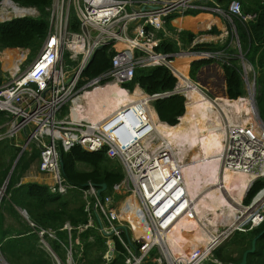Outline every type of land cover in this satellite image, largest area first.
Returning a JSON list of instances; mask_svg holds the SVG:
<instances>
[{"label": "built area", "instance_id": "built-area-1", "mask_svg": "<svg viewBox=\"0 0 264 264\" xmlns=\"http://www.w3.org/2000/svg\"><path fill=\"white\" fill-rule=\"evenodd\" d=\"M6 1L12 3L13 8L6 9V18L0 22L40 17L37 9L20 7L12 0H3L0 8ZM16 9L26 12L17 14ZM191 10L221 18L238 51H241V44L236 20L249 24L257 17L244 14L238 1H232L225 10L215 0H53L47 8L49 34L36 58L24 67L29 50H18L21 57L18 69L10 82L0 86V112L6 113L9 119L4 126L6 132L0 134V141L15 142L23 135L26 148L35 146L40 151V172L51 180L52 194L67 196L74 189L64 178L60 161L61 153H68L75 146L90 153L106 152L109 159L122 165L125 174L121 184L111 191L107 189L102 195L98 194V186L92 183L80 190L88 222L78 227L67 222L59 230L41 228L20 209L55 264H85V247L80 235L90 229L95 230L107 246L102 264H112L118 253L123 255L124 264H202L204 258L191 261L172 251L170 235L193 233L202 225L194 205L197 199L195 202L191 199L182 171L171 168L175 157L166 153L165 147L155 149L156 130L146 114L148 107H153L158 99L186 96L181 79L172 66L180 56L195 55L208 61L230 59L222 52L194 51L197 45L205 43V35L197 34L188 49L181 45L182 30L175 28L174 20L168 18L172 15L182 17ZM74 17L79 25L78 32L71 30ZM169 24L175 31L168 29ZM210 37L215 40L218 36ZM163 41H176L179 53H159L157 49ZM119 45L125 47L120 49ZM106 47L115 52L111 69L95 78L85 77L93 54ZM5 52H0L2 63L6 62ZM158 66L167 67L177 78V86L172 92L151 96L139 87L134 93L124 88L133 81L137 69ZM243 72L253 101L256 80L251 84L245 79L248 72ZM189 82L205 93L201 84L191 79ZM208 82L212 89L222 93L223 83L214 78ZM113 83L129 96L140 90L145 98L129 103L101 122L88 120L85 115L84 118L73 117L72 107L79 98ZM66 107L69 113L63 115ZM250 117V120L227 129L223 164L225 168H235L246 176L260 179L264 178V124L257 118L254 108ZM263 192L264 189L259 194ZM263 210L258 211L261 218L258 223L252 221L251 229L264 223ZM187 218L195 222L194 226H184ZM60 233L67 234L66 241L61 239ZM48 240L56 241L63 254L52 250V255ZM90 241H94L93 238ZM3 261L0 244V262Z\"/></svg>", "mask_w": 264, "mask_h": 264}, {"label": "trees", "instance_id": "trees-1", "mask_svg": "<svg viewBox=\"0 0 264 264\" xmlns=\"http://www.w3.org/2000/svg\"><path fill=\"white\" fill-rule=\"evenodd\" d=\"M3 0H0V3ZM15 4L23 8H35L40 12V17H24L13 19L8 22H0V52L8 49H22L29 50L31 56L29 62L36 58L37 54L42 49L48 34H49V13L47 8L51 7L53 0H12ZM216 4L223 9L228 10L232 1L240 2L244 14L256 15V21L249 24L241 23L236 20V27L239 40L242 48V55L257 74V89L256 100L260 116L264 122V0H215ZM209 6H214L209 3ZM202 15H199L201 14ZM196 19L177 20L176 26L182 29H191L198 31V29L207 28L212 21V17L203 14L201 10H191L186 16H198ZM178 15H172L168 19L175 20L179 18ZM201 23V25H198ZM168 29L175 31V28L168 25ZM71 30L73 32L79 31V25L74 17L72 19ZM212 34H218L217 28H213ZM197 38L195 34L188 31H183L180 34V41L184 43V47H189ZM109 47L100 49L91 63L89 68L85 71L84 76L88 78H95L101 74L109 71L112 67V59L115 55L114 51H110ZM225 46L204 44L197 45L194 51H211L216 52L224 50ZM162 54H177L180 51L176 41H163L157 49ZM230 55L233 56L228 61L226 60H202L194 62L191 67L190 76L192 80H196L198 72L207 65L212 63H220L226 78L227 95L230 100H240L246 97L247 90L243 80V68L241 60L236 56L239 54L238 50L232 48L229 50ZM195 57L189 59L181 58L174 61L172 66L176 70L181 79V87L190 98V104L193 120L194 135L198 133L199 125L204 117H214L217 113L212 106L210 108H201L198 103H195L196 97L210 100L205 93L194 87L189 82L187 64L193 62ZM1 65V63H0ZM6 83L2 73H0V86ZM178 80L175 78L170 70L165 66H158L153 68H139L136 70L134 79L131 83L124 86L125 89L133 91L139 87L147 95L163 94L172 92L177 86ZM115 84H110L112 91ZM141 92L140 90H138ZM142 93V92H141ZM143 94V93H142ZM117 93V98L120 96ZM144 95V94H143ZM145 96V95H144ZM116 103H120L117 100ZM219 98H223L219 96ZM218 98V99H219ZM226 99V98H225ZM228 100V99H227ZM102 101V100H100ZM212 101V100H211ZM186 107L188 98L182 95H173L169 98L158 99L153 103L154 111L158 114V119L161 123L169 127H174L179 124V119L186 114ZM188 105V106H187ZM98 111L95 110L93 114ZM69 113V108L66 107L63 115ZM9 119L6 113L0 112V134L6 132V123ZM199 143L197 141L196 148ZM33 153L24 152L22 157L14 169L9 182L6 187V194L0 206V244L1 253L4 260L8 264H55L51 254L44 249L36 232L19 217V223L22 230L8 232L4 230L3 210L6 206L18 207L28 213L30 220L37 226L45 229L59 230L65 223L69 222L72 226L78 227L88 222L87 216L84 212V202L82 198L81 189L86 184L92 183L96 186L106 184L111 191L114 186L121 184L125 178L123 167L120 163L109 159L106 152L90 153L80 146H75L68 153H61V159L64 163V178L72 189L67 196H60L52 194L49 186L38 183L21 184L30 166L40 159V152L34 146ZM22 152L20 147H17L13 141L5 139L0 142V189L5 186L11 169ZM31 156H30V155ZM80 165H85L89 170H81ZM252 184V183H251ZM250 183L246 182L244 177H233L228 182H225L223 189L229 198L235 199L238 207L241 210H257L260 208L262 194L256 199V205L253 209L243 208L240 202L244 195H247ZM264 189V179L259 180L252 188L247 198L244 201L245 205H251L255 197ZM237 197V199L235 198ZM246 197V196H245ZM195 222H188L184 226H194ZM203 230V227L200 228ZM264 231V223L258 228L247 232H236L231 241L237 244V250L242 253L238 260H232V257H227L223 253L225 249H218L214 257L216 260L222 261L221 264H239L242 261L243 255L246 251L252 248V242ZM194 233V232H193ZM61 239L67 240L66 233H60ZM75 236H77L75 232ZM81 241L84 243L85 264H102V257L107 250L105 241L93 229L86 231L80 235ZM93 238L94 241H90ZM50 248L57 254H63L62 248L54 240H48ZM231 245V244H230ZM119 251L121 248L119 247ZM214 253V252H213ZM63 258V257H62ZM112 264H124V257L118 253L117 259ZM205 264H215L214 262H207ZM248 264H264V235L257 242V249L254 254L249 255Z\"/></svg>", "mask_w": 264, "mask_h": 264}, {"label": "bare ground", "instance_id": "bare-ground-1", "mask_svg": "<svg viewBox=\"0 0 264 264\" xmlns=\"http://www.w3.org/2000/svg\"><path fill=\"white\" fill-rule=\"evenodd\" d=\"M3 8H5V11L2 10ZM8 8L12 9L13 6H12V3H9V1H6L4 2L3 7L0 8V19L5 18L6 12H7L6 9ZM25 12L26 11L24 10L16 9L17 14H23ZM188 12L189 11L185 12V15ZM203 13H205V11H203ZM124 47H125L124 45H119L120 49ZM4 56H5V61H6L5 64L7 65L5 66V69L11 70L14 73L18 69V62L21 61L19 51L18 50H6V52L4 53ZM190 57H195L193 62L200 60L199 57L195 55H189V54L182 55L181 58L189 59ZM193 62H190V63H193ZM114 90L116 92L112 91L111 87L108 85L107 87L98 88L94 90L93 92L90 93L91 96H88V93L85 94L83 97L79 98L75 102L74 106L72 107L74 109L73 117L76 118L77 115L83 117V115H85L88 118V120H91L94 122H101L103 120H106L110 116L116 114L119 110H122L125 106H127L126 104L125 106L121 105V103L124 102L123 98L126 99L128 103H131L133 101L136 102V100H140V99H136L135 97H132L131 95L129 96L127 93H123L125 91H123L122 88H120L116 84L114 85ZM186 92H189V91L186 90ZM117 93H120L121 94L120 97H123V98H122V102L118 104V107L116 109H114L113 107H110L111 109H108L107 112L104 113V110L102 108L101 110H97L98 112L96 114H93L94 110L92 111V108L95 107L96 105L103 106V103L101 102H106L107 104L112 106L117 98ZM136 93L141 94L140 92H136ZM242 100L243 99L236 100V101H229L225 98L224 99L219 98V99L211 101L208 99H203L202 97H196L195 103H199L200 101L207 102L209 103L207 106H211V102H220L222 105L223 113L225 114L226 117L221 115L216 118H210L208 122L203 124V128H202L203 131L206 132L208 135L215 134V139L219 141L217 142L218 145L222 146V144L225 143L224 140H225L226 132L228 129L227 125L228 123L232 124V120L228 122L229 119H232L233 117L232 115L239 116L240 114H242L241 112L243 111V113L246 112V116H247L249 109H251V111L253 110L252 104L250 103L251 106H249V103L247 100H245L244 107H243V105L240 104ZM188 102H190L189 97H188ZM85 105L87 106V109L83 113ZM192 105L193 103L189 105L190 107L187 105L188 107H186L185 117L180 118L179 119V121H181L179 122L180 124L174 127H169L166 124L161 123L152 107H148L146 111V112H149L148 120L152 122V125L156 130L155 134L165 142L166 153L169 152L172 156L175 157V161H173V163L171 164V168L180 169L182 172H183L182 167L185 170L187 169L185 164L182 165L180 160H182L184 156L186 155V150L188 147V132H189V127L191 129L190 119H191V114H192V111H191ZM133 106L137 108V105H133ZM242 107L243 109H241ZM220 150H223V148ZM222 154L223 153H219L215 155L217 156V155H222ZM200 167L202 170L201 172H200ZM195 170H196L197 176L200 178L199 180L200 184H202L204 178L208 176L220 175L222 173V170L224 171V174L222 175L223 176L222 186L224 185L225 182H228L233 177H238V176L244 177L246 182L250 184L253 183V181L256 179L253 176H246L240 173L235 168H231V169L225 168L223 164V157H222V161L220 157H217L204 164H201L200 166H199V162H197ZM218 182H220L219 179H218ZM211 184L212 183H208L207 185H209L210 187ZM217 188L220 191H218ZM187 190H188V193L191 199L194 201V196L192 194V191H190L188 187H187ZM207 190L208 192H211L209 196L213 194L216 198L211 207L212 211L209 210L210 208L208 207L209 204H207V206H203L202 204V205L196 206V212L198 213L199 216L200 215L203 216L204 224L209 223L208 226H211V230L213 231V234L212 235L210 233L209 234L212 236V238H214V241L212 242L210 247H206V244H204L203 234L201 230H197L196 232L188 236H184L185 232H178V233H174L169 236L173 253L183 256L185 258H188L191 261L195 259L196 261H198L199 259H202L204 256H207L220 243L221 240L223 241L224 239L229 238V237H226L228 236V234H226L227 232L225 234L219 235L218 231L216 230L218 224L221 222L222 219L225 218V220L229 221V223L227 224L228 228H234V227L236 228L237 226L238 227H242L244 225L246 226L250 221L258 223L259 219L261 218V217L259 218V215H258L259 214L258 211L260 209L258 211L256 210H241L240 211V209L239 210L235 209L232 206L233 200L229 198L227 195H225V193L219 187H213V188L210 187V188H207ZM194 192L200 193V188L198 187L195 188ZM198 200L199 202H201L200 197ZM196 204H198V202H196ZM262 204H264V202L261 201L260 205ZM263 207L264 206H261V209H263ZM209 217H211L212 219ZM225 220H222V221H225ZM188 222H192V221L189 220V218H187L186 220H184V225ZM172 237L174 238L172 239ZM204 247L205 249H203Z\"/></svg>", "mask_w": 264, "mask_h": 264}, {"label": "rangeland", "instance_id": "rangeland-1", "mask_svg": "<svg viewBox=\"0 0 264 264\" xmlns=\"http://www.w3.org/2000/svg\"><path fill=\"white\" fill-rule=\"evenodd\" d=\"M2 10H4L5 11V8H3ZM6 18V17H5ZM4 19V18H3ZM2 19H0V21H1ZM177 27V26H176ZM177 28H179V27H177ZM182 29V28H181ZM182 30H190V29H182ZM195 32H197V31H195ZM200 36V35H199ZM231 48H234V45H232V47ZM27 52V51H26ZM239 52V54L242 56V60H241V66H242V68H243V71L244 70H246V72H248V75L247 76H245V79L248 81V82H250L251 84H253V81L254 80H256V83H257V76H256V74H255V72H254V70L250 67V65L248 64V63H246V61H245V59H244V57H243V53H242V48H241V51H238ZM29 54H30V52H29ZM38 55V54H37ZM30 56H31V54L29 55V57H28V60L26 61V63L24 64V67H27L34 59H32L30 62H29V58H30ZM182 56H180L178 59H176L175 60V62L177 61V60H179L180 58H181ZM28 62V63H27ZM1 63V65H0V73H2V75H3V77H4V79L6 80V83L7 82H10L11 81V78H12V74H13V72L11 71V70H6L5 69V66H7L5 63H2V62H0ZM216 63H212V64H210V65H207V66H205V69H207V70H205L204 71V74H207L208 76H209V74H217L218 73V75L219 76H221L220 75V72H221V70L220 69H222L221 68V65H219L218 63V67H214L216 70H211L210 69V67L209 66H213V65H215ZM191 63H189V64H187V70H188V75H189V77H190V79L192 80V78H191V76H190V72H191ZM190 67V68H189ZM208 67V68H207ZM23 68V67H22ZM220 68V69H219ZM218 70H220V71H218ZM223 74V73H222ZM243 77H244V75H243ZM243 80H244V78H243ZM192 81H194V82H197V80H192ZM202 81H204V80H202ZM206 85H202V87L204 88L203 90L205 91V94L207 95V97L210 99V100H216V99H218L219 98V96H222L223 97V94L222 93H219V92H216V91H214L210 86H209V84H207L206 82H204ZM114 92H116V91H114ZM133 93L135 92V89L132 91ZM137 92H139L138 90H137ZM123 93H126V92H123ZM141 93V92H140ZM142 94V93H141ZM141 94H139V93H136V94H134V95H132V97H135L136 99H144L145 98V96L143 95H141ZM186 95V97L188 98L189 96L187 95V94H185ZM88 96H91V94L90 93H88ZM122 98L123 97H118L117 98V100H120V102H122ZM190 99V98H189ZM224 99V98H223ZM241 99H243L241 102H240V104H242L243 105V107H244V103H245V100H247L248 101V103H249V101H250V103L252 104V106H253V108H254V104H253V101L251 100V98L249 97V92H247V95H246V97H244V98H241ZM240 99V100H241ZM123 100H124V102H122L121 103V105H124L125 106V104L126 105H128L129 103H128V101L126 100V99H124L123 98ZM229 101H231V100H229ZM232 101H236V100H232ZM101 103H103V106H100V105H96L95 107H91L92 108V111L94 110H101L102 108H103V110H104V113H106L107 112V110L106 109H111L110 107H113L114 109H116L117 107H118V104L116 103V101L114 102V104L111 106V105H109V104H107L106 102H101ZM190 102H188V104H189ZM249 103V106H251V104ZM192 104V103H191ZM209 103H207V102H199L198 103V105L201 107H208V108H210L211 106L214 108V109H216V111H217V113H216V115L214 116V117H208V116H206V117H204L203 118V120L201 121V123H200V125H199V130H198V133L196 134V135H194V132H193V120H192V114H191V121H190V126H191V129H190V127H189V132H188V147H187V150H186V155L184 156V158L182 159V160H180V162L182 163V165L183 164H185V166L187 167V169L185 170V169H183V167H182V170H183V172H182V174H183V178H184V180H185V183H186V186L189 188V190L190 191H192V194H193V196H194V201H195V199H197L196 200V202H198V204H195V209H196V206H199V205H202L203 204V206H207V204H209L208 205V207H210L209 208V210L210 211H212V209H211V207H212V204L214 203V201H215V196L212 194L211 196H209L210 195V193L211 192H208V190H207V188H213V187H219L224 193H225V191H224V189H223V186H222V183H223V174H224V171L222 170V173L220 174V175H217V176H208V177H206V178H204V180H203V183L202 184H200V182H199V180H200V178L197 176V174H196V163L197 162H199V166L201 165V164H204V163H206V162H208V161H210V160H212V159H214V158H217V157H220L221 158V161H222V157H223V154L222 155H215V154H219V153H224V144H222V146H220V145H218V143L217 142H219V141H217L216 139H215V134H213V135H208L206 132H204L203 131V124L204 123H206V122H208L209 120H210V118H216V117H218V116H221V115H223L224 117H226L225 116V114L223 113V109H222V105H221V103L220 102H211V106H207ZM87 105V104H86ZM85 105V107H84V110H83V113L85 112V110L87 109V106ZM190 107V106H189ZM201 107V108H202ZM243 107L241 108V109H243ZM93 111V112H94ZM252 111H251V109H249V111H248V113H247V116H246V112H244L243 113V111L241 112L242 114H240L239 116H237V115H232L233 117H232V119H229V121L228 122H230V120H232V124L231 123H228V125H227V128L229 129V128H231L233 125H238V124H241V122H243V121H246V120H250L251 118H250V113H251ZM146 114L148 115V118H149V112H146ZM76 116V115H75ZM185 117V116H184ZM190 117V116H189ZM237 120H236V119ZM246 119V120H245ZM234 120V121H233ZM179 122H181V121H179ZM180 124V123H179ZM224 125H225V123H224ZM207 131V130H206ZM156 138H157V140H156V143L154 144V146L156 147L155 149H159V148H162V147H165V142L161 139V138H159L157 135H156ZM197 141H198V143H199V146H198V148H196V143H197ZM15 145H17V146H19L22 150L24 149V151H23V154H24V152H28V153H30V154H32L33 153V150L31 149V148H26L25 147V144H26V141H25V137L23 136V135H21V136H19L17 139H16V141L15 142H13ZM162 146V147H161ZM223 148V150H220V149H222ZM40 152V151H39ZM29 154V155H30ZM173 154V153H172ZM20 155V154H19ZM31 156V155H30ZM19 157V156H18ZM18 157H17V159H18ZM214 157V158H213ZM16 159V160H17ZM16 162V161H15ZM116 162H118V161H116ZM119 163V162H118ZM15 164V163H14ZM14 166V165H13ZM13 168V167H12ZM16 168V167H15ZM79 168L81 169V170H89V168L87 167V166H85V165H80L79 166ZM202 170H201V167H200V172H201ZM41 176H42V179L43 178H45L44 180H42V179H40L41 178ZM37 178H39V179H37ZM47 179V180H46ZM218 179L220 180V182H218ZM261 179H264V178H260L259 180H261ZM31 181V182H33V181H35V182H37V181H39V182H42V184L43 185H47V186H49L50 184H51V180H49L48 178H47V176H44L43 174H41V172H40V160H37V161H35L31 166H30V169L27 171V173L25 174V176H24V178L22 179V181H21V184H22V182L23 183H25L26 184V182H28V181ZM258 180V181H259ZM50 182V183H49ZM49 183V184H48ZM208 183H212L211 184V186L209 187V185H207ZM6 187H7V182H6V184H5V186L4 187H2L1 189H0V206H1V203H2V200H3V198L5 197V194H6ZM200 188V193L199 192H194V189L195 188ZM217 190L218 191H220L218 188H217ZM225 195H227L226 193H225ZM245 196L246 195H244V197H243V199L241 200V202H240V206L242 207V209L243 208H250L251 206H252V204L256 201V199L258 198V197H260L261 195L260 194H258L256 197H255V199L252 201V203H251V205H245L244 204V201H245V199L247 198H245ZM199 197L201 198V202H199ZM235 198L237 199V197L235 196ZM232 199V198H231ZM233 200V204H232V206L235 208V209H240V211H241V208H239V207H237V203L235 202V199H232ZM261 201L262 202H264V192L262 193V199H261ZM217 205H219V204H217ZM214 206V205H213ZM261 206H264V204H262V205H260V208L259 209H261ZM259 209H257L256 211H258ZM264 209V208H263ZM263 209H261V210H263ZM264 211V210H263ZM262 212V211H261ZM206 213V212H205ZM212 217V216H211ZM211 217H209V218H211ZM199 220L201 221V228L203 227V230H201V232H202V234H203V240H204V244H206V247H210V245L212 244V242L214 241V238H212V234H213V231L211 230V226H208V224L209 223H207V224H204L203 223V216L202 215H200L199 217ZM213 218V217H212ZM211 218V219H212ZM222 220H225V218L224 219H222ZM221 220V222L218 224V226H217V231H218V234L219 235H222V234H225L226 232V234H228V236H226V237H229V238H227V239H224L222 242L220 241V243L211 251V253H209L207 256H204L203 258H204V260L202 261V264H205V263H209L210 261L211 262H214L215 264H221V262L222 261H220V260H216V258L214 257V254H215V252L218 250V249H221V248H223V249H225V252L223 253L225 256H227V257H232V260H238L239 258H240V256L242 255V253L240 252V251H238L237 250V244H233V243H231V241H232V239H233V237L235 236L234 234L236 233V232H239V233H244V232H247V231H250V230H253V229H251V227H252V222H249L246 226L244 225V226H242V227H234V228H228L227 227V224L229 223V221L228 220H225V221H222ZM197 222L199 223V221L197 220ZM211 235H210V234ZM230 233V234H229ZM192 233H185L184 234V236H188V235H191ZM225 237V238H226ZM174 237H172V239H173ZM231 244V245H230ZM203 249H205V247L203 248ZM202 249V250H203ZM155 252V251H154ZM214 252V253H213ZM2 258H3V256H2ZM202 258V259H203ZM3 260H4V258H3Z\"/></svg>", "mask_w": 264, "mask_h": 264}, {"label": "crops", "instance_id": "crops-1", "mask_svg": "<svg viewBox=\"0 0 264 264\" xmlns=\"http://www.w3.org/2000/svg\"><path fill=\"white\" fill-rule=\"evenodd\" d=\"M203 14H205V13H203ZM199 15H202V14H199ZM199 15L198 16H195V17H193V16H182V17H179V18H177L176 20H174V22H173V24H174V27L175 28H177L176 27V25H175V23L177 22V20H183V19H187V18H191V19H196V18H198L199 17ZM206 15H209L210 17H212V21L210 22V24H209V26L207 27V28H204V29H198V31L197 32H195V31H193V30H182L181 28H179V29H181L182 30V32L183 31H188V32H192L193 34H195L196 36H197V34H199L200 36L201 35H205L204 37H203V39H205V43L204 44H212V45H220V46H225V49L224 50H220V51H216V52H222V53H225L230 59L233 57V56H231L230 54V52H229V50L230 49H232L231 47H232V45H234L235 46V44L234 43H232V36L230 35V30H229V34H227V31H226V28H225V24H224V22L221 20V18H219L218 16H215V15H211V14H206ZM198 25H201V23H198ZM213 28H217V30L219 31V35L218 34H212L211 33V31L213 30ZM181 32V33H182ZM212 35H216V36H218L215 40H212L213 38L212 37H210V36H212ZM202 39V38H201ZM213 41V42H212ZM209 42V43H208ZM180 43H181V45H183L184 46V43L183 42H181L180 41ZM204 44H201V46L202 45H204ZM241 44V43H240ZM191 46V45H190ZM189 46V47H190ZM189 47H184V48H186V49H188ZM8 50H11V49H8ZM15 50H17V49H15ZM204 51H207V50H204ZM209 52H211V51H209ZM211 53H215V52H211ZM238 59H240V60H242L241 58H242V56L240 55V54H238L237 56H236ZM219 65H221L220 63H219ZM191 66H192V64H191ZM214 66H216V64L215 65H213V66H209L210 67V69L211 70H216L215 68H214ZM218 67V66H217ZM252 69H253V67L252 66H250ZM204 68V69H203ZM202 69H203V73H202V78H203V80L204 79H207L208 81H211V80H213V78H214V80H217V81H219L220 83H223V86H224V80H223V78H224V76H225V73H224V70H223V68H222V66H221V68L222 69H220L221 70V72H220V75L221 76H219L218 75V73L215 75V74H209V76L207 75V74H204V71L205 70H207V69H205V66L203 67ZM208 68V67H207ZM220 70H218V71H220ZM254 70V69H253ZM208 71V70H207ZM254 72H255V74H256V71L254 70ZM223 73V74H222ZM244 75V74H243ZM256 76H257V74H256ZM244 82H245V80H244ZM198 83V82H197ZM247 85V83L245 82V86ZM256 85H257V83H256ZM214 90V89H213ZM246 90H247V86H246ZM215 91V90H214ZM247 92H248V90H247ZM153 108V107H152ZM154 109V108H153ZM106 110H108V109H106ZM155 110V109H154ZM156 113V112H155ZM156 115L158 116V114L156 113ZM1 142V141H0ZM48 178V177H47ZM37 179H39V178H37ZM40 179H42V176H41V178ZM45 178H43L42 180H44ZM49 179V178H48ZM47 180V179H46ZM50 180V179H49ZM51 182V181H50ZM49 182V183H50ZM27 183H38V184H42V182H39V181H37V182H35V181H33V182H31L30 180L28 181V182H26V184ZM48 183V184H49ZM22 184H25V183H23L22 182ZM20 209L21 208H18V207H11V206H6L5 207V209L3 210V217H4V230H8V232H14V231H20V230H22L21 228H22V226L20 225V223H19V217H21L22 219H24L23 217H22V215H21V213H20ZM24 221H25V219H24ZM26 222V221H25ZM188 252V251H187Z\"/></svg>", "mask_w": 264, "mask_h": 264}, {"label": "water", "instance_id": "water-1", "mask_svg": "<svg viewBox=\"0 0 264 264\" xmlns=\"http://www.w3.org/2000/svg\"><path fill=\"white\" fill-rule=\"evenodd\" d=\"M13 3H14V2H13ZM13 50H15V49H13ZM17 50H19V49H17ZM96 54H97V52H95V53L93 54V56L91 57L90 62H89V64H88V68H89V66L91 65V63L94 61V58H95ZM199 61H202V60H197V61H195V62H199ZM193 63H194V62H193ZM193 63H192V64H193ZM216 65L218 66V64H216ZM203 69H204V68H203ZM203 69H201V70L198 72V75H197L196 80H197L198 84H202V85L204 86V85H206L204 82H206L207 84H209V82H208L207 79H204V81H202V80H203V78H202ZM223 80H224V81H223V82H224V88H223V91H222L223 98H226V99L230 100L229 97H228V95H227V87H226V78H225V76H224ZM209 86H210V84H209ZM210 87H211V86H210ZM184 97H185V99H186V96H184ZM231 101H232V100H231ZM253 104H254V109H255V113H256V115H257V118H258V119L264 124V122H263V120H262V118H261V116H260L259 109H258V105H257V100H256L255 97H253ZM185 108H186V105H185ZM23 151H24V150H22V152L20 153L18 159L16 160V162H15L13 168L11 169V172H10V174H9V176H8V179H7V183L9 182V180H10V178H11V175H12V173H13V171H14L16 165H17V163L19 162L20 158L22 157V155H23ZM60 165H61V168H62V173H64V163H63L62 160L60 161ZM258 180H259V179H255V180L253 181V183H252V185L250 186V189H249V191H248L246 197L248 196V194H249L250 191L252 190L253 186L258 182ZM88 186H89V184H86V185L84 186V188H87ZM98 188H99V190H98V194H99V195H102L103 193H105V192L107 191L108 186H107L106 184H102V185H99ZM255 205H256V202H254V203L252 204V207H253V206L255 207ZM251 209H252V208H251ZM263 235H264V231H263L260 235H258L257 237H255V239H254L253 242H252V248L244 253L243 258H242V261H241L239 264H248V258H249V255L254 254V253L256 252V249H257V242H258V240H259ZM48 250H49V251L52 253V255H53V251H52V249H51L49 246H48ZM0 264H8V263L4 260L3 262H0Z\"/></svg>", "mask_w": 264, "mask_h": 264}]
</instances>
